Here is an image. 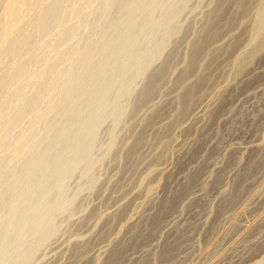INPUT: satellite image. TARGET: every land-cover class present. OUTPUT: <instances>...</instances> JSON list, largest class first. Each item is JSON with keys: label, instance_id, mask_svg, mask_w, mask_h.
Returning a JSON list of instances; mask_svg holds the SVG:
<instances>
[{"label": "bare ground", "instance_id": "bare-ground-1", "mask_svg": "<svg viewBox=\"0 0 264 264\" xmlns=\"http://www.w3.org/2000/svg\"><path fill=\"white\" fill-rule=\"evenodd\" d=\"M189 2L191 0H0V264L37 263L42 258L44 245L65 226L68 230L74 225V218L88 210L78 209L80 197L98 189L103 164L113 159L121 161L123 166L115 177L124 167H130L135 173L140 169L142 156L136 155L135 148L142 143L144 135L143 139L136 137L134 142L132 139L125 143L120 136L125 130L137 131L153 123L154 118L164 117L163 110L147 111L145 105L175 70L171 67L175 59L171 55L173 47L178 45V50L181 36L189 33L186 32L189 31L186 30L190 22L188 15L200 9ZM212 3L215 8L203 16L202 29L192 34L191 30L190 38L184 39V54L180 52V56L182 54L185 68L182 67V73L172 85L178 92L172 112L173 127L184 119L197 97L206 90L203 75H199L200 80L186 83L191 73L208 71L219 55L240 47V54L232 61L231 73L227 74V86L242 77L245 69L264 51V0H237L236 4L232 0H212ZM231 3L235 4L232 14ZM250 13L254 14V20L247 38L239 36L214 53L209 50L210 43L223 31L236 32L246 27ZM158 65L163 68L159 69ZM214 76L210 75V79ZM143 110L147 112L139 117ZM101 135L107 136L105 141H101ZM165 137L154 145L160 156L168 150ZM120 143L124 144L121 150ZM263 162L264 159H259L254 164L258 166ZM157 164L140 181L138 179L137 186L146 185L157 170ZM189 178L185 191L195 187L198 181L196 175ZM73 182H76L74 188ZM112 182L111 178L104 185V192L113 190ZM154 188L152 185L146 188L147 195ZM179 197L167 199L155 217L161 221L164 214L176 207ZM117 215L110 217V226L115 224L116 227L115 222L120 218ZM103 218L100 215L96 225ZM112 227L109 228L113 230L115 227ZM147 227L138 230L147 232ZM155 227L150 233H157ZM109 228L98 239L107 242L105 239L111 237ZM123 230L121 227L118 234ZM136 235L135 240H138ZM74 236L71 243L81 245L75 249L80 259L85 258L89 245H82L78 233ZM142 237L139 236L140 240ZM118 247L114 249H125ZM116 249H112L114 254ZM166 250L165 256L159 255L163 260L171 255L170 249ZM114 254L113 257L110 254L111 259L108 257L105 263L117 264L124 260L122 254ZM255 264H264V258Z\"/></svg>", "mask_w": 264, "mask_h": 264}, {"label": "rangeland", "instance_id": "rangeland-1", "mask_svg": "<svg viewBox=\"0 0 264 264\" xmlns=\"http://www.w3.org/2000/svg\"><path fill=\"white\" fill-rule=\"evenodd\" d=\"M236 1L232 0L235 4ZM189 3L192 7L199 6L198 9L200 8L187 17L190 22L188 23L189 28L186 29L189 31L186 32L190 33L192 30V34L197 31L196 29L199 28V31L202 29L203 16L215 7L212 0H202V2L191 0ZM235 4L229 7L231 14L234 13ZM253 20L254 14L250 13L246 19V27L236 32L223 31L224 33L210 43L209 50L214 53L218 49L227 47V44L230 45L239 36L247 38ZM189 33H186V37L185 34L184 37L181 36V44L177 43L179 44L178 50V45H174L173 51L172 47L170 48L172 58H175L171 64L172 69H175L174 74L172 73V76L163 80L158 94L145 105L147 111L149 109L163 110L167 116L154 118L152 121L154 124L143 126L137 130L138 132L132 128L133 130H125L121 133L122 143L132 139L134 142L140 137L143 139V135L145 137V140L143 139L144 141L142 140L139 144L140 146L135 148L136 155L142 156L143 161L137 174L132 172L130 167H124L118 178L115 177V173L117 175L120 166H123L119 163L120 160L113 159L108 163L109 165L103 164L104 167H100L103 175L102 182L98 189L94 193L85 191L86 193L81 194L83 196L80 197L81 202L79 201L80 208L78 209L88 208L86 212L80 214L84 218H80L79 215L74 218L73 226L70 225L68 230L65 226L61 232L54 235L55 238L53 236L52 241L50 239L49 244L46 243L42 248V258L34 264H107L105 261H109L108 257L110 258L111 255L113 257L112 249L122 247L119 244L125 245L130 239L131 242L132 238L134 241L127 245H133H129V248L126 247L127 245L122 247V249L128 248L126 251L125 249L122 251L121 248L116 249L115 256L118 254L124 256L122 258L119 255L124 260L117 264H157V261L158 264L161 262L162 264H255L264 258V162L258 166L254 164L259 159H264V51L262 56L260 54L256 57L245 69L242 73L244 75L230 82L229 86H225L226 77L228 73H231L234 57L241 52L240 47L228 53L229 55H219L212 65L215 67L209 69L210 74L209 70L191 73L190 78L188 76L185 79L186 83L200 80L199 77L203 75L202 80L205 79L203 82L206 90L204 89L205 92L197 97L191 111L189 110L190 112L178 123L180 126L173 127L175 119L172 118V112H174L178 92L174 91L175 87L172 89V85L174 86L175 79L185 68L182 54H184L185 40L191 36ZM180 52H183L181 56ZM176 54L177 57H175ZM158 67L163 68L161 65ZM210 75L215 76L210 79ZM144 110L139 117L147 112ZM105 125L107 127V124ZM163 132L166 133L163 134ZM145 135L148 137L146 138ZM159 135L160 137L166 135L164 140L168 143V150L162 154L164 157L154 149V145L162 138ZM104 136L101 135V141L106 139L107 136ZM123 145L119 146V150ZM116 156L114 158H117ZM157 159H159L158 162ZM156 163H158L157 170L149 177L145 187L137 186L140 179ZM194 175L198 177L195 187L185 191V183L190 179L189 177ZM121 177L129 182L124 183L125 180ZM237 177L241 180L240 182ZM111 178L115 182L111 185L113 190L110 188L109 191L104 192V185ZM159 178L162 179L160 183ZM116 185H119V190ZM121 185L123 186L120 188ZM151 185L155 188L147 195L146 188ZM75 186L76 182H73L72 187ZM175 196H180L176 207L164 214L160 221V218L155 216L164 207L162 204L171 201ZM223 201L228 203L224 205ZM99 213L104 216V220L96 225ZM115 215L120 217L117 220L119 223L115 222L116 227L115 224L111 225L112 228L115 227L111 230V216ZM106 217L110 220L109 222L105 220ZM142 223L145 225L141 226ZM146 224L149 231L139 232L142 230L141 227H147ZM133 226L135 228L140 226L138 227L140 230H134ZM121 227H124V230L118 234ZM152 227H155L156 235L153 234L154 232L150 233L153 230ZM107 228H109L108 234H112H110L111 237L108 236L105 239L108 243L103 241L104 239H98L101 234L107 233ZM77 233L81 235L82 245H89L87 256L82 259L78 257L79 251H76L81 245L77 247L71 243ZM132 233L138 234L136 235L138 240H135V235L133 236ZM140 233L142 235H139ZM139 236H143L142 239L145 240L141 241ZM110 243L114 245L111 246ZM71 245L75 247L72 248ZM166 249H170L168 252L171 255L167 258L170 259L169 261L160 257L166 255ZM163 252L164 255H162Z\"/></svg>", "mask_w": 264, "mask_h": 264}]
</instances>
